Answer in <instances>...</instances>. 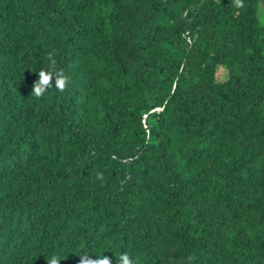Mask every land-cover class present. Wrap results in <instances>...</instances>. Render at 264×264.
Wrapping results in <instances>:
<instances>
[{
  "label": "trees",
  "instance_id": "16d2710c",
  "mask_svg": "<svg viewBox=\"0 0 264 264\" xmlns=\"http://www.w3.org/2000/svg\"><path fill=\"white\" fill-rule=\"evenodd\" d=\"M257 8L0 0V264H264Z\"/></svg>",
  "mask_w": 264,
  "mask_h": 264
},
{
  "label": "clouds",
  "instance_id": "9594fccd",
  "mask_svg": "<svg viewBox=\"0 0 264 264\" xmlns=\"http://www.w3.org/2000/svg\"><path fill=\"white\" fill-rule=\"evenodd\" d=\"M236 6H240V0H236ZM48 66L36 69L37 79L31 86V92L36 97L43 96L50 88L63 91L68 83L67 77L62 70H56L54 61L49 54ZM104 251H88L79 254V264H110L109 258L103 255ZM88 253H94V258L89 257ZM43 254V253H40ZM66 254V253H65ZM44 256V254H43ZM117 257V264H136L134 256L129 251H121ZM45 258V257H44ZM46 264H58L59 258L55 253L49 254Z\"/></svg>",
  "mask_w": 264,
  "mask_h": 264
},
{
  "label": "rangeland",
  "instance_id": "374dc122",
  "mask_svg": "<svg viewBox=\"0 0 264 264\" xmlns=\"http://www.w3.org/2000/svg\"><path fill=\"white\" fill-rule=\"evenodd\" d=\"M262 8V7H259ZM257 11L260 13V17L262 18V20L264 21V8L263 11L257 8ZM158 110V109H157Z\"/></svg>",
  "mask_w": 264,
  "mask_h": 264
}]
</instances>
